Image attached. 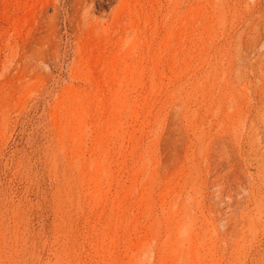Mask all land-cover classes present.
<instances>
[{
  "label": "rangeland",
  "instance_id": "obj_1",
  "mask_svg": "<svg viewBox=\"0 0 264 264\" xmlns=\"http://www.w3.org/2000/svg\"><path fill=\"white\" fill-rule=\"evenodd\" d=\"M0 264H264V0H0Z\"/></svg>",
  "mask_w": 264,
  "mask_h": 264
},
{
  "label": "clouds",
  "instance_id": "obj_2",
  "mask_svg": "<svg viewBox=\"0 0 264 264\" xmlns=\"http://www.w3.org/2000/svg\"><path fill=\"white\" fill-rule=\"evenodd\" d=\"M131 44H132V37L131 35H129L123 41L122 48L127 49Z\"/></svg>",
  "mask_w": 264,
  "mask_h": 264
}]
</instances>
